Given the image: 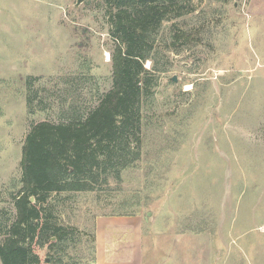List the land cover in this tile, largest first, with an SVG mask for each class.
<instances>
[{"label":"rangeland","instance_id":"obj_1","mask_svg":"<svg viewBox=\"0 0 264 264\" xmlns=\"http://www.w3.org/2000/svg\"><path fill=\"white\" fill-rule=\"evenodd\" d=\"M76 1L0 0V208L12 213L31 126L112 87L110 8ZM145 67L140 159L98 190L53 195L76 234L62 264H264V0H177ZM40 255L52 264V249Z\"/></svg>","mask_w":264,"mask_h":264},{"label":"trees","instance_id":"obj_2","mask_svg":"<svg viewBox=\"0 0 264 264\" xmlns=\"http://www.w3.org/2000/svg\"><path fill=\"white\" fill-rule=\"evenodd\" d=\"M105 1L115 40L112 87L95 106L70 103L64 122L40 121L26 134L22 186L11 194L15 213L0 208L2 264H42L45 246L54 251L52 264H62L76 234L56 223L53 195L98 190L110 177L120 180L141 157V105L155 85L154 69L145 61L156 52V35L177 0ZM32 80L27 78L28 89ZM26 99L30 106L33 96Z\"/></svg>","mask_w":264,"mask_h":264},{"label":"water","instance_id":"obj_3","mask_svg":"<svg viewBox=\"0 0 264 264\" xmlns=\"http://www.w3.org/2000/svg\"><path fill=\"white\" fill-rule=\"evenodd\" d=\"M82 1H83V0H77L76 3H77V4H80ZM173 80L176 81V77H173ZM30 200L33 201V200H34V197L31 196V197H30Z\"/></svg>","mask_w":264,"mask_h":264},{"label":"crops","instance_id":"obj_4","mask_svg":"<svg viewBox=\"0 0 264 264\" xmlns=\"http://www.w3.org/2000/svg\"><path fill=\"white\" fill-rule=\"evenodd\" d=\"M120 220H127V218H125V219H120Z\"/></svg>","mask_w":264,"mask_h":264}]
</instances>
